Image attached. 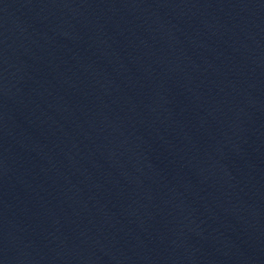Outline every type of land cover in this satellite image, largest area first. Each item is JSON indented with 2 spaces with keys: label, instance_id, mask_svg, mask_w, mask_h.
<instances>
[{
  "label": "water",
  "instance_id": "1",
  "mask_svg": "<svg viewBox=\"0 0 264 264\" xmlns=\"http://www.w3.org/2000/svg\"><path fill=\"white\" fill-rule=\"evenodd\" d=\"M0 264H264V0H0Z\"/></svg>",
  "mask_w": 264,
  "mask_h": 264
}]
</instances>
